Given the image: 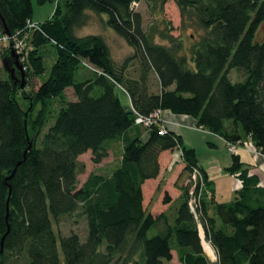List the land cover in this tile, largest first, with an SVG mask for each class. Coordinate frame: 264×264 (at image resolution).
Instances as JSON below:
<instances>
[{
  "label": "trees",
  "instance_id": "1",
  "mask_svg": "<svg viewBox=\"0 0 264 264\" xmlns=\"http://www.w3.org/2000/svg\"><path fill=\"white\" fill-rule=\"evenodd\" d=\"M34 1L0 0L11 35L27 31ZM63 1L65 11L58 3L26 39L25 89L0 67V264H164L174 251L180 264H264V186L242 170L239 155L232 154L226 169L241 184L234 199L218 203L212 193L202 200L200 224L217 257L212 261L188 206V187L174 214L165 212L176 199L173 186L148 210L164 153L180 150L189 178L198 168L210 189L195 151L176 133L160 135L159 122L149 130L135 124L137 115L170 111L226 146L251 143L264 155V39L255 41L264 0H173L183 28L199 31L189 49L164 17L169 0ZM141 1L154 17L147 26L136 11ZM87 12L106 16L130 57L118 63L101 36L76 35ZM47 44L55 48L49 77L28 91L31 80L46 74L40 50ZM117 89L127 93L132 110ZM115 145L121 146L115 169L80 184L85 166L78 158L90 152L99 165ZM64 220L84 222L85 235L57 233L54 225Z\"/></svg>",
  "mask_w": 264,
  "mask_h": 264
},
{
  "label": "crops",
  "instance_id": "2",
  "mask_svg": "<svg viewBox=\"0 0 264 264\" xmlns=\"http://www.w3.org/2000/svg\"><path fill=\"white\" fill-rule=\"evenodd\" d=\"M116 95L127 111L132 110L130 98L123 89H117ZM158 117L160 125L162 127L170 132L178 134L182 139L184 146L195 151L198 158V166H200L207 174L208 182L210 184V189L212 190L214 200L218 203L231 202L236 196V191L239 188V183L237 181H234L235 176L230 175L226 172V169L232 166V155H228L225 150H222L224 147L226 148V142L219 136L199 128L196 124V121L190 117L174 115L170 111H159ZM142 139L146 141L148 139L147 135L144 134L142 136ZM205 144H207L208 150L211 153V157L207 160L202 158L201 152L199 150L201 145ZM119 149H121V146L119 147ZM112 152L113 150L110 152V154ZM88 154L91 155L90 152H87L86 154L80 156L78 160L80 161L81 158L85 157ZM237 155H239L240 161L243 163L242 170H247L249 175L257 176L260 186H264V155L259 153L258 155L254 156L247 150L243 149L238 150ZM161 163L163 165V170L160 176V180L157 182L156 188H154L155 194L153 195L150 205L148 206V210L153 208L162 190L168 189L170 188V186H173L177 191L176 199L171 206H167L168 208L166 207L165 212L167 214H174L175 206L177 204L179 205L178 202L181 193L186 189L188 185L189 172L185 170V164L182 159L180 150H174L164 153L161 157ZM117 165L118 163L113 167V170ZM86 180L81 184L85 183ZM157 188H159V190H156ZM175 202L177 203L175 204ZM208 213L212 215L211 208H209ZM200 236L202 240L203 237L205 238L204 231H200ZM202 245L204 247L203 243ZM208 246L211 247L210 244ZM204 250L206 252L205 247ZM174 258L175 254L173 253V260L169 263H172L174 261Z\"/></svg>",
  "mask_w": 264,
  "mask_h": 264
},
{
  "label": "rangeland",
  "instance_id": "3",
  "mask_svg": "<svg viewBox=\"0 0 264 264\" xmlns=\"http://www.w3.org/2000/svg\"><path fill=\"white\" fill-rule=\"evenodd\" d=\"M58 3L60 4L62 10L65 11V3L63 0H59V1L58 0H44L43 2H39L38 0H35L33 2V15L31 19V23L32 24H42L45 21L51 19L54 15V12L56 10ZM136 11L141 12L144 15V25L145 26H147V24L154 21V17L151 15L149 8L145 4L144 1H141L136 6ZM164 17L166 21L170 23L169 27H171L172 29L171 33L175 37L180 38L184 42L186 49H189L196 42V39H198L199 31L196 28H185V29L183 28L184 27L183 20L181 18L180 11L175 4V1L169 0L166 3L165 8H164ZM104 19L106 21V16L99 17V16L94 15L91 12H87V22L85 26L76 30V35L78 37H84V36H89V35L101 36L108 44L114 60L117 61L118 63H122L126 58L131 56L132 50L128 47V45L125 43V41L122 38L117 36L111 29H109L105 25ZM156 19L157 21H159L160 16H158ZM2 37H3V33L1 32V29H0V39ZM263 39H264V24L260 27L259 31L257 32L255 41L259 42V41H262ZM8 47L9 46L7 44H3L0 41V67L3 66V58L6 56V49ZM40 52L44 55L47 71H46V74L42 76L40 79H33L30 81V87L27 88L28 91L36 89L40 85L41 81L49 77L50 69L55 62V48L52 45L50 44L45 45L44 47L41 48ZM20 60L24 66V69L26 70L25 62H24L25 59L22 60V58L20 57ZM231 76H232L231 77L232 81L234 83H237L238 82L237 80H239V75L237 74V72L232 71ZM67 93H68L67 95L68 98L72 99L73 95H72L71 90H68ZM20 102L23 108H26L27 103H25L22 99H20ZM158 121H159V118H158ZM199 150L201 152L202 158H204L205 160L211 157L210 155L211 153L208 150L207 144L201 145ZM222 150H225L228 155H232L228 146H226V148L224 147ZM120 157H121V149H119V145H115L113 152L100 165H94L91 162L90 154L81 158L80 161L81 163L84 164L85 171L79 177L80 184L83 181H85L86 178L92 173L101 174V175H109L112 172L113 167L117 163L120 162ZM234 179H233L234 181H237V182L239 181L235 177ZM169 216L171 218L172 215L170 214ZM54 227H55L56 232L61 233L62 235H68L70 232H77L81 236H84L86 233V226H85V223L82 221L78 222L77 224H74L70 220L69 221L64 220L63 222H61L59 226L54 225ZM155 230H151L149 235L153 236L155 233ZM200 231L203 232L202 229H200ZM202 241H203L202 243L204 244V247H205V243L209 244L205 241L204 237ZM211 250H213V248H211ZM206 253L210 259L212 260L214 259L213 256L211 257L212 253L207 252V250H206ZM174 254H175L174 261L172 263L165 262L164 264H180L178 261L177 252L174 251Z\"/></svg>",
  "mask_w": 264,
  "mask_h": 264
},
{
  "label": "built area",
  "instance_id": "4",
  "mask_svg": "<svg viewBox=\"0 0 264 264\" xmlns=\"http://www.w3.org/2000/svg\"><path fill=\"white\" fill-rule=\"evenodd\" d=\"M138 5V4H137ZM38 24H32L30 23L27 27V31H19L15 35H11V37H8L3 34V37L0 39V41L3 44H7L12 50H14L21 58L22 60L25 59L23 56L26 48H27V42L26 39L30 35V31L38 29ZM158 113H154L150 115L149 117H142L140 115L136 116L135 124L138 126H141L144 129H151L154 125H156L158 121ZM167 133L166 129L164 127H161L159 134L165 135ZM229 150L232 154L237 153L238 150H247L252 155L256 156L259 153L254 150L251 143H244V144H231L228 145ZM239 187H240V181H238ZM187 187L189 188V200H188V206L190 209V212L193 214L195 220L199 224V228L202 229V226L200 224V213L202 211V200L205 198L207 200H210L212 198V191L207 186V183L203 177L202 172L198 168H192L190 178L188 181ZM209 245V244H207ZM213 260L216 261L217 257L215 252L212 250ZM212 260V259H211ZM212 260V261H213Z\"/></svg>",
  "mask_w": 264,
  "mask_h": 264
},
{
  "label": "water",
  "instance_id": "5",
  "mask_svg": "<svg viewBox=\"0 0 264 264\" xmlns=\"http://www.w3.org/2000/svg\"><path fill=\"white\" fill-rule=\"evenodd\" d=\"M0 28L8 37H11V33L8 29L6 21L0 12ZM3 68L9 74L10 79L19 85L22 90L25 89L27 85L26 81V71L20 60V56L16 54L15 51L10 49V55L3 59ZM9 214V198L7 200V216Z\"/></svg>",
  "mask_w": 264,
  "mask_h": 264
},
{
  "label": "bare ground",
  "instance_id": "6",
  "mask_svg": "<svg viewBox=\"0 0 264 264\" xmlns=\"http://www.w3.org/2000/svg\"><path fill=\"white\" fill-rule=\"evenodd\" d=\"M205 248H206L207 252L212 253V250L208 245L205 244Z\"/></svg>",
  "mask_w": 264,
  "mask_h": 264
}]
</instances>
